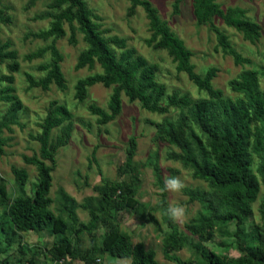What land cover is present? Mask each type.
I'll use <instances>...</instances> for the list:
<instances>
[{
    "label": "rangeland",
    "instance_id": "obj_1",
    "mask_svg": "<svg viewBox=\"0 0 264 264\" xmlns=\"http://www.w3.org/2000/svg\"><path fill=\"white\" fill-rule=\"evenodd\" d=\"M54 0H0V45L8 44V51L15 53L14 59L0 58V124L9 115L10 103L3 100L1 90L8 86L5 77H12L13 94L21 103L20 109L2 128L0 137L4 141L0 154V177L4 180L8 199L19 196L33 197L37 184V171L25 158L39 156L38 136L40 124L47 115L52 102L66 106L72 118V132L67 145L54 152L55 164L46 162L52 169V188L49 196L48 211L53 216L61 215L58 191L63 189L76 203L75 213L80 223L87 224L90 212L100 198L104 181L125 183L130 188L135 207L127 211H118L102 216L93 230L97 246L109 228L118 229L130 237L132 245L142 243L147 251L155 255L157 264H205L201 255L211 252L228 259L242 255L241 249L248 243H256L255 231L262 224L260 204L264 199L261 184L256 201L251 205V214L245 223V237L234 236L236 227L231 224H216L208 219L202 205L189 197L190 192L207 189L206 183L194 177L191 168L185 166L178 157L179 150L165 142L156 128V124L165 119L175 120L183 111L169 108L168 112H149L137 102H129L122 97V111L112 121L100 124L98 117L89 111L90 105H96L106 112L111 88L96 85L88 89L83 102L75 99V84L89 75L102 73L99 65L78 68L79 55L87 46L77 25L64 23V35L57 39H41L35 34L49 28L51 18L47 13L57 14L52 8ZM163 22L191 52V64L197 74L203 76L208 68L217 69L212 81L214 88L220 89L225 98L235 100L239 95L229 87V81L236 79L247 70L257 72L259 90L264 92V0H218L222 9L239 7L245 10V16L257 23L261 37L256 44L246 41L242 34L226 26L219 18L214 25L224 33L232 48L249 60L248 64L237 66L230 56L218 47L214 34L207 25L199 26L193 15L194 0H183L177 13H173L175 0H149ZM94 15L98 16L107 36L124 39L129 49L149 64L158 67L156 80L165 87L166 96H187L192 100L206 99L207 94L193 85L185 73L178 72L176 63L167 51L156 47L151 41L152 32L143 10L138 7L130 13L131 0H85ZM62 56L60 64L65 78V88L50 85L43 90L31 86L26 75L38 81L46 75L42 66L51 61L48 51L37 54L51 43ZM115 52L118 50L113 47ZM16 62L18 70L13 72L10 65ZM163 103H166L164 101ZM258 123H253L257 127ZM60 128L50 134V143L54 144ZM130 137L136 141V151L130 171H122L126 158L127 142ZM258 157L253 155L252 170L257 173ZM24 169L28 181L22 192L15 182L12 168ZM166 176H180L185 183L181 193L162 191ZM179 203L186 207L188 218L183 224L174 223L166 215L169 204ZM6 207L0 205V264H57L48 254L49 248L57 240L49 225L36 224L33 220L21 223L15 220L8 226ZM208 225L206 232L210 237L203 239L193 233L189 227ZM5 226V231H3ZM256 229V230H255ZM183 238L185 244L170 249L165 241L170 235ZM76 236H72L75 239ZM79 245L84 250L90 246V236L83 232L78 236ZM94 264H115L106 252L95 256ZM73 264H83L79 259Z\"/></svg>",
    "mask_w": 264,
    "mask_h": 264
},
{
    "label": "trees",
    "instance_id": "obj_2",
    "mask_svg": "<svg viewBox=\"0 0 264 264\" xmlns=\"http://www.w3.org/2000/svg\"><path fill=\"white\" fill-rule=\"evenodd\" d=\"M35 1V0H33ZM183 0H175L173 13H177ZM52 8L59 13H47L51 18L49 28L35 34V37L57 39L64 35L63 25H77L87 48L79 55L77 67H92L99 65L100 74L89 75L75 84V99L83 102L88 89L96 85L111 88L106 112L96 105H90L89 111L98 117L100 124L114 120L122 111V97L129 102H137L149 112L166 113L169 108H180L183 111L175 120L165 119L156 128L160 136L170 145L175 146L183 164L192 169L194 177L203 181L207 189L190 192L191 200L200 203L208 219L216 224L234 223V236L245 237V223L251 214V205L256 201L261 184L264 188V92L259 90V78L255 71L242 72L238 78L229 81L230 89L239 95L231 100L225 98L223 92L214 88L212 81L217 74L214 67L208 68L203 76L197 74L191 64V52L184 43L176 37L158 11L149 0H131L130 13L140 7L146 15L151 41H156V47L167 51L176 63L178 72H183L189 81L199 90L206 92V99L192 100L187 96H166L165 87L156 80L158 67L149 64L144 58L137 56L129 49L124 39L107 36L109 31L104 28L102 20L93 14L85 0H54ZM193 15L199 26L207 25L214 34L218 47L231 57L237 66L249 63V60L235 51L227 36L213 23L219 18L226 26L242 34L251 44H256L261 37L257 23L245 16V10L239 7L222 9L218 0H194ZM115 47L118 52H115ZM8 44L0 45V58L14 59L15 53L8 51ZM48 51L51 55L49 64L42 66L46 75L35 81L26 75L28 83L33 87L45 90L50 85L59 89L65 88V78L61 70L62 56L51 43L37 54ZM18 64L13 62L10 70L16 72ZM264 78V67L261 71ZM8 86L1 90L3 100L10 103L9 115L0 124L8 128V123L14 118L21 107L20 101L13 94L12 77H5ZM166 101V103H163ZM72 115L66 106L52 102L50 109L40 124V134L37 138L40 145L39 156L25 158L37 171V184L33 197L19 196L8 199L4 180L0 177V205L7 209L8 226L15 220L21 223L31 222L49 225L51 233L57 240L49 248L48 254L57 263L70 258L79 259L83 264H94L96 254L106 252L112 258L131 257L132 264H157L155 255L147 251L142 243L132 245L130 237L121 232L117 226L109 228L104 236L101 247L97 246L93 230L102 216L118 211H127L135 207L131 190L125 183L104 181L100 198L90 212L87 224L80 223L75 213V201L63 190L58 191V200L62 209L61 215L53 216L48 211L49 196L52 188V169L47 161L55 164L54 152L69 142L72 132ZM258 123L253 127V123ZM60 128V135L55 143H50L53 129ZM4 141L0 137V154L3 153ZM136 141L130 137L127 142L126 158L122 171H130L136 151ZM253 155L258 157L257 173L252 170ZM15 182L23 192L28 181V173L24 169L12 168ZM262 224L255 231L256 243H248L241 249L242 255L236 259H228L211 252L208 256L201 255L205 264H264V199L260 204ZM208 225L190 226L189 229L199 234L201 238L210 237L206 232ZM5 231V226H3ZM87 232L90 236V246L84 250L79 245L78 236ZM76 236L72 239V236ZM170 249L180 248L185 244L183 238L170 235L165 241ZM3 264H8L4 261Z\"/></svg>",
    "mask_w": 264,
    "mask_h": 264
},
{
    "label": "clouds",
    "instance_id": "obj_3",
    "mask_svg": "<svg viewBox=\"0 0 264 264\" xmlns=\"http://www.w3.org/2000/svg\"><path fill=\"white\" fill-rule=\"evenodd\" d=\"M185 183L180 176H166L162 191L177 194L181 193L185 188ZM166 215L174 223L183 224L188 218V212L185 206L179 203L169 204L166 209ZM63 264V262H61ZM115 264H132L131 257L115 258Z\"/></svg>",
    "mask_w": 264,
    "mask_h": 264
},
{
    "label": "built area",
    "instance_id": "obj_4",
    "mask_svg": "<svg viewBox=\"0 0 264 264\" xmlns=\"http://www.w3.org/2000/svg\"><path fill=\"white\" fill-rule=\"evenodd\" d=\"M61 262H63V264H73L72 260L70 258H67L66 260H61L59 262H57V264H61Z\"/></svg>",
    "mask_w": 264,
    "mask_h": 264
}]
</instances>
